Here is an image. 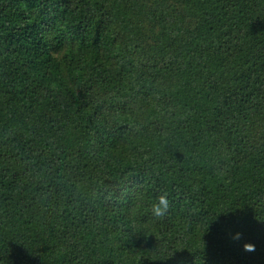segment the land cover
<instances>
[{
    "label": "trees",
    "instance_id": "16d2710c",
    "mask_svg": "<svg viewBox=\"0 0 264 264\" xmlns=\"http://www.w3.org/2000/svg\"><path fill=\"white\" fill-rule=\"evenodd\" d=\"M0 264H264V0H0Z\"/></svg>",
    "mask_w": 264,
    "mask_h": 264
},
{
    "label": "clouds",
    "instance_id": "9594fccd",
    "mask_svg": "<svg viewBox=\"0 0 264 264\" xmlns=\"http://www.w3.org/2000/svg\"><path fill=\"white\" fill-rule=\"evenodd\" d=\"M158 200L159 204L153 206V214L157 217L161 216L168 207V200L165 198V196H160Z\"/></svg>",
    "mask_w": 264,
    "mask_h": 264
}]
</instances>
